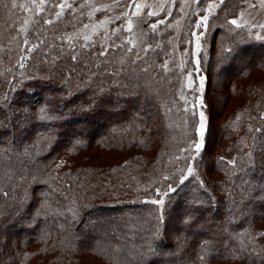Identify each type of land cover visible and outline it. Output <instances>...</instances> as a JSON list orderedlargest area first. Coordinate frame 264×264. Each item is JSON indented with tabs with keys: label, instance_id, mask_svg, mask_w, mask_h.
Masks as SVG:
<instances>
[{
	"label": "trees",
	"instance_id": "trees-1",
	"mask_svg": "<svg viewBox=\"0 0 264 264\" xmlns=\"http://www.w3.org/2000/svg\"><path fill=\"white\" fill-rule=\"evenodd\" d=\"M61 2L19 19L0 0V264H61L66 247L123 264H264V125L255 132L248 122L264 80L244 83L264 72V36L228 22L225 7L208 23L202 105L209 108L211 92H243L241 109L250 106L221 126L218 140L238 156L216 160L215 190L206 177L210 144L195 158L197 175H183L194 129L183 70L166 65L170 30L135 45L120 23L86 36L91 13L58 16ZM108 153L127 156L111 167L85 162ZM155 176L176 189L162 205L127 190L136 183L158 191Z\"/></svg>",
	"mask_w": 264,
	"mask_h": 264
},
{
	"label": "rangeland",
	"instance_id": "rangeland-1",
	"mask_svg": "<svg viewBox=\"0 0 264 264\" xmlns=\"http://www.w3.org/2000/svg\"><path fill=\"white\" fill-rule=\"evenodd\" d=\"M46 4L47 0H10L9 10L14 11V15L19 19L25 13L28 19H30L32 18V9L35 10V13L41 12L44 10ZM15 6L17 7V11ZM222 7L226 8L224 11H226L228 16V22L230 21L233 24L232 21H236L233 24L234 26L247 27L252 31L255 30L257 34L264 36V0H62L56 12V14H60L67 9H71L72 11H89L91 13L89 17L90 21L82 28V32L86 36H91L98 32H102L105 35L107 30L111 28V25L120 23V26H123L125 31L128 32V38L133 45L143 42L150 31H157L162 34L170 30L171 49L166 60V65H176L183 70L181 97L185 107L188 110L190 109L192 114V129H194V136L190 137L192 140L188 144L191 149L190 154L192 155L188 160L186 172L183 175H197L199 167H197L198 162L195 161V158L210 144L208 152L214 158V162L211 161V164H208L210 168L206 169V177L210 179V185L215 190L221 187L220 176H212L210 174L216 160L224 161L228 165V163H233L236 156H238L236 150L227 145L228 141L226 142L224 139L218 140L221 126L225 122L233 120L231 118L226 120L231 112L233 114L237 113V117H240L239 115H245L242 112L246 113L245 111H248L250 108L249 106L245 110L241 109L243 101H247L243 92L239 95L230 93L227 99H225V95L220 98L214 96L211 92L212 99L209 96V108L204 107L201 102L206 95L208 87L207 74L201 66V55L208 53L209 49L206 41V34L209 30L208 23L218 11L222 10ZM26 24H28L27 20L22 21V26L26 27ZM224 76L227 78L229 73H226ZM260 79L264 80V72L254 70L244 80V83L252 85ZM239 84V81L233 83L237 89ZM221 89L227 90L229 89V85L225 88L221 85L213 86V91H219L224 94L225 92H222ZM256 105L254 110L251 109V120L249 119L248 121L249 123L251 122L252 130L255 132L264 125V100ZM201 113L204 115L203 121L201 120ZM202 122L204 124L203 130L201 129ZM94 132L99 133L98 130ZM224 138L227 140L226 137ZM197 144H201L200 149L195 147ZM94 149L95 147H92L90 152ZM100 153L105 152L100 151L98 154ZM121 155L116 156L108 153L99 158L98 161L89 160L85 162L89 164L96 163L98 166L110 164L109 167H111L114 164H119L127 156ZM189 169L192 170L191 175H189ZM155 180L156 186L159 187L158 191L157 188H152L149 185H139L136 183L130 185L127 190L134 198L148 197L150 198L149 201H165V193L170 188L173 189L175 185L164 181L163 178L157 179L156 176ZM118 188L119 185H112V188H109L108 191H114L115 193L118 192ZM154 191L157 192L155 193ZM111 195L113 196L114 194ZM258 205L259 203L255 200L250 207L258 210ZM259 227L264 228V224L260 223ZM65 252L66 259L61 264H123L122 261L114 263L103 260L95 249L88 248L86 250L78 247H66ZM163 255L170 257V250L164 252ZM131 258L133 257L131 256ZM218 264L246 263L241 261H224Z\"/></svg>",
	"mask_w": 264,
	"mask_h": 264
},
{
	"label": "snow or ice",
	"instance_id": "snow-or-ice-1",
	"mask_svg": "<svg viewBox=\"0 0 264 264\" xmlns=\"http://www.w3.org/2000/svg\"><path fill=\"white\" fill-rule=\"evenodd\" d=\"M61 7H63V5H61ZM58 16L60 15L59 13L57 14ZM205 19H207V18H205ZM49 23H51V21H48ZM232 23L233 24H235L236 23V21H232ZM153 27H155V25H153ZM102 55L104 54V53H101ZM72 59L73 60H76L77 59V57L74 55L73 57H72ZM203 119H204V115H203V113H201V120L203 121ZM203 128H204V124H203V122L201 123V129L203 130ZM197 149H200L201 148V144H197L196 146H195ZM191 173H192V170L191 169H189V175H191ZM185 179H187V176L185 177ZM180 183H183V181H180ZM171 191H176V189H171ZM5 195H6V193H5ZM165 195H167V193H165ZM153 203H159V204H163L164 203V201L163 200H161V201H153Z\"/></svg>",
	"mask_w": 264,
	"mask_h": 264
}]
</instances>
